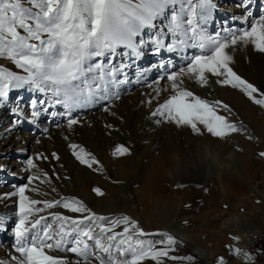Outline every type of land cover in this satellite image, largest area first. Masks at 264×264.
<instances>
[{
    "label": "snow or ice",
    "instance_id": "snow-or-ice-1",
    "mask_svg": "<svg viewBox=\"0 0 264 264\" xmlns=\"http://www.w3.org/2000/svg\"><path fill=\"white\" fill-rule=\"evenodd\" d=\"M253 2L239 0V28L211 34L208 25L218 10L215 0H0V59L19 70L0 66V106H6L13 91H28L34 97L28 102L32 117L29 123L34 124L42 114L50 115L66 120L71 130L80 122L74 115L78 110L99 108L110 112L125 85L143 82L144 71L137 68L134 80L129 72L151 51L155 55H177L182 61L176 71H168L175 68L172 59L159 64L173 94L153 116L190 127L193 132L202 125L214 138L243 132L225 115L218 114L219 110L230 114L227 105L220 101L210 104L181 84L186 76L202 86L209 83V76L216 77V84L238 89L264 108V92L233 70V57L228 51L251 44L264 53V8L255 17ZM155 83L159 85L160 80ZM15 103L11 111L17 117L14 123L19 124L23 97L17 96ZM69 147L79 164L98 170L100 162L91 153L75 143ZM127 154L129 150L123 146L113 153ZM52 156L59 159L56 153ZM260 156L264 157V152ZM42 159H47L42 153L28 157L25 171H36L26 177V184L14 185V192L0 196L17 198L14 218L0 215V231L12 225L16 264H166L193 260L171 254L178 242L170 234L145 233L127 215H97L74 197L38 200L27 195L28 191L40 194L39 187H30L36 181L51 184L48 174L35 163ZM93 191L103 195L99 188ZM55 208L78 215L48 211ZM152 235L161 238H145ZM52 252L71 253L75 259L57 257ZM230 252L243 257L244 264H251L248 253L238 248ZM218 264H225L224 259L218 258Z\"/></svg>",
    "mask_w": 264,
    "mask_h": 264
},
{
    "label": "rangeland",
    "instance_id": "rangeland-1",
    "mask_svg": "<svg viewBox=\"0 0 264 264\" xmlns=\"http://www.w3.org/2000/svg\"><path fill=\"white\" fill-rule=\"evenodd\" d=\"M215 2L218 5V10L214 13L213 21L208 25V31L211 34H215L216 32H223L225 28H239L241 26L242 12V9L237 7L239 0H215ZM252 8L255 14H261L260 10L264 8V0H255ZM228 51L233 58L241 59L243 56L242 44L238 45L235 50L230 48ZM262 57L264 58V53L259 54V60ZM168 59H172L175 63V68L168 69V71H176L182 66V61L177 55L167 53L155 55L153 52L148 51L137 64L133 65L132 70L129 72L130 79L134 80L136 70L139 68V70L145 72L146 79L141 83H132L124 86L121 90V98L112 105L110 112H106L112 120L100 126L97 119L103 114V110L99 108L78 110L74 115L80 122L73 126L72 129L74 131L80 129L81 131H76V134L69 135V138L66 136L69 131L66 120L62 118L54 119L50 115L42 114L34 124L29 123L28 121H30L32 117L30 116L31 108L28 102L30 98L34 97L28 91H13L10 94V101L6 106L0 107V130L11 126L17 119L11 111L13 107H16L15 100L17 96L23 97L24 103L20 105L23 115L19 117L21 122L17 124V128L13 131L12 140L13 142L16 140V142L11 146L8 145L4 147L0 153V166L3 168V171H0V196H3L5 192L6 194L14 192V185L26 184V177L36 171L35 169L34 171L32 170V172L24 170L22 173L21 168L15 165L16 162L19 165H26V159L32 157V147H35L42 138L44 139L46 137L40 132L45 126H52L54 128V135L52 139L48 140L47 137L45 138V142H49V144L44 143L43 149H45L48 155H45L47 156L46 164L40 171L48 174L51 184H40L38 181L34 182V185L30 187L40 186L39 188H42L43 186H47L45 191H40L41 193L39 195H34L35 193L28 191L27 195L31 193L34 199L54 200L62 196L74 197L84 202L94 213L101 215L93 204L97 201L98 197L93 194L92 190L88 189V181L92 180V178L99 177V180L103 181L105 186L111 190V193L108 194L107 197L108 199L113 198L117 201L114 208L118 210L109 213V215H105L104 213L102 215L107 217L123 216L126 215L125 208L131 207L134 214H129L127 216L137 221L139 227L142 229L141 225L143 220L140 208L136 205V192L140 188L142 176L149 166L147 160L144 158L138 159L137 156L154 155V152L155 155H158L159 150L161 151L163 149L171 150V155H177V150H179L180 146H183L185 150L188 149V152L185 151L184 155H189L191 159L190 166H192L194 171L188 172V159L182 158V161L176 159L178 164H172L169 168L170 176L174 179L175 184L179 188H184L185 191L189 187L188 183L195 184L201 181L200 187L194 189L193 192L200 193L202 187H206L207 189L204 193L207 195L212 186V182H214L213 168H219L221 155L218 154L217 149L214 148L211 149V151H209V149L206 150L199 142L192 146L191 143H188L191 137L184 133L186 131L182 130L181 127L160 116L152 115L159 105L173 94L170 89V84L166 80L165 70L159 67L161 62L167 63ZM8 68L19 71L15 69L13 65L10 67L8 66ZM241 78L245 79V77ZM158 79L160 80L159 85L155 83ZM182 79V88L192 91L193 94L199 98L201 94L203 98L200 99L210 104L216 101L205 99L204 96L209 97L214 93V96L228 97L229 102L227 104L222 100L219 101L227 105L231 109V113L229 114L224 110H219L218 114L225 115L231 122L244 129L243 132L230 135L228 139L232 140L235 139V136L241 135L245 137L246 142L244 151H239L240 149L235 151L229 149L227 154L222 155V157L228 160L230 168L236 171L238 170L239 176L247 183L249 189L248 196L252 201L249 200L250 202L246 204H233V207L225 206V204H222L225 198H223L224 196L221 194L214 195L211 204L206 206L201 205V202L186 203L182 200L181 197L185 195L188 196L191 190H187L186 194L183 196H181L182 193L180 191H176L175 198H177V202L175 211L178 213L174 212V215L168 219L167 227L157 232V234H170L178 242L175 251L171 253L172 255L178 257H192L193 260L166 261V264H218V258H223L225 264H244L243 257H237L230 252V249L237 248L240 249L241 252L248 253L252 257L254 264H264V157L260 156V153L264 152V134L261 135L262 137L257 136L253 132L250 123V120L254 117L257 110L264 114V108L252 103L238 89L222 87L216 84V77L209 76V83L204 86L191 77L186 76ZM245 80L258 88L261 92H264V83L258 78H247ZM149 85H151V87H149ZM158 90H161L159 96H157ZM198 90L199 95L195 94V91L198 92ZM229 93H231V95ZM257 98L261 97L257 96ZM149 101L151 102L149 103ZM117 104L131 109V112L127 115L117 113ZM37 107L39 108L40 106L37 105ZM243 108L246 109L245 112H243ZM52 110L61 109L54 108ZM137 112H139V120L133 117V114ZM9 113L10 116H7ZM112 113H115V115H112ZM147 114L150 118V122L146 126L144 117H146ZM99 127H103L101 132ZM144 133H146L145 138L151 136V141L146 142L145 139H143ZM29 134L33 139L31 143L25 141V139L29 137ZM182 134L186 135V137L182 136ZM141 140H144V143L141 142V147L138 148L142 149L135 152L133 147L136 142ZM73 143L84 148L100 162L98 170L94 171L89 169L75 160L72 155V150L69 147V145ZM118 146L126 147L129 150V154L122 156L125 161V166L121 169L117 165H112L111 168L114 170V173L107 175L103 170L104 168L100 160V155H104V157L113 155ZM149 146L152 148L151 152L145 149ZM21 149L25 151L21 152ZM191 150L192 152H190ZM53 153H56L59 159H54L52 156ZM243 153L245 155H243ZM239 161L251 165V171L254 173L256 170L259 172V176L252 181H248L243 177V170ZM116 167L119 172H115ZM53 187L56 189L55 192L52 191ZM45 193L47 194L45 195ZM12 202L13 200L9 201L0 198V212H4V216L6 217L14 218L15 208H13ZM113 205L114 202H112L111 206ZM48 211L69 216L78 215L70 213L62 208H55ZM175 213H177V216ZM218 214L224 215L222 218L223 221L219 223L214 220V216ZM208 215L211 219L210 224H208L210 220L208 221L206 217ZM192 218L197 222H195L194 225L189 224V220L192 221ZM177 219L178 221L180 220V222H178ZM221 223L223 227L220 225ZM188 225H192V227H189L191 230L193 229L192 231L194 234L192 231L188 230ZM209 226L211 227L210 231L208 229ZM11 228L12 225L8 224L7 230L0 231V264H16L13 258L16 257L18 253L14 250V238ZM213 229L214 232L215 230L216 233L219 232V235H225V238H221L219 241L215 242V244H205L202 247H197L194 244L196 239L201 238L203 240ZM120 230L121 229H117V231ZM224 230L229 232V234L220 232ZM197 231L199 234H203L204 237H201L199 234L196 235L198 233ZM158 236L159 235H152V237L147 236L145 238L160 239L161 236ZM236 237H238V240L233 239ZM244 242L246 244H244ZM181 245H186L188 247V256L181 250ZM50 254L57 257H64L67 255L69 260L75 259L71 253L52 252Z\"/></svg>",
    "mask_w": 264,
    "mask_h": 264
},
{
    "label": "bare ground",
    "instance_id": "bare-ground-1",
    "mask_svg": "<svg viewBox=\"0 0 264 264\" xmlns=\"http://www.w3.org/2000/svg\"><path fill=\"white\" fill-rule=\"evenodd\" d=\"M259 15L260 14L257 13V14H255V17L258 18ZM242 51H243L242 58L241 59L233 58V61H232L230 66L233 68V70L240 77H245V79H247V78L248 79L258 78L262 83H264V58L262 57L259 60L260 52L256 51L251 44H248V45L242 44ZM0 62H1L0 65H3L5 67L11 66V63L8 62L7 60H0ZM154 89H155V87H154ZM198 93H199V90H198V92L195 91V94L199 95ZM229 94L231 95V93H229ZM202 95H204V94H202ZM143 96H145V95H143ZM199 96H200V98H203L201 96V94ZM204 97H205V99H208V100L214 101V102L217 100L218 101L222 100L226 104L229 102L228 97L214 96V93H212V96H209V97L204 96ZM0 107H2V106H0ZM116 107H118L117 113H119L121 115H127V114H129V112H131V109H127V107L122 106L121 104H117ZM245 111H246V109L243 108V112H245ZM7 116H10V113L7 114ZM3 117H1V118H3ZM111 117H113V116H111ZM133 117L135 119L139 120V112L133 114ZM111 120H112V118H109L108 114L105 111L103 112V114H101L99 119H97L100 126H103V123L105 124V122H109ZM144 122L146 123V126L150 122V118H149L148 114L146 115V117H144ZM250 123H251V127L253 129V132L257 136H261L262 134H264V114L262 112L257 110L254 117L250 120ZM179 127H181L182 130L186 131L184 133L188 134L191 137V139L188 141V143L189 144L191 143L192 146H193V144L196 145L199 142L201 145L204 146V148H206V150L209 149V151H211V149H214V148L217 149L218 154L221 155L219 168H213V177H214L213 180H214V182H212V186L209 190V193L207 192L208 193L207 195H205V193H204L207 189L206 187H202L200 193L193 192L194 189L199 188L201 185V181L200 182L198 181L195 184L188 183L189 187L186 189V191L191 190V192L187 196V195H185L186 194L185 189L179 188L175 184L174 179L170 176L169 168L172 164H175V165L178 164L177 160L182 161V158L183 159L186 158L189 160V163L187 166V169L189 170L188 172H193L194 170H193L192 166H190V160L191 159H190L189 155L188 156L184 155L185 151L188 152V149L185 150V148L183 146H180L179 150H177V155H171V150H167V149H163L161 151L159 150L158 155L157 154L155 155V152H154V155H138L137 158L138 159L144 158L145 160H147V163L149 166V168L147 170H145V172L142 176V184H141L140 188L138 189V191L136 192V202H137L136 205L139 206L140 211H141V216H142V220H143L141 226H142V229L145 233L157 234V232H160V231H162V229L164 230V228L167 227L168 219H170L171 216L174 215V212H177V211H175V206H176V202H177V198H175L176 191H180L182 193L181 196L185 195V196L181 197L184 202H186V203H200L201 202L202 203L201 205H206V206H208V204H211L212 197L214 195H221V194H222V196H224L223 198H225V201L223 200V202H222V204H225V206L233 207L232 206L233 204H238V205L239 204H246V203L250 202L249 200L252 201V199L248 196L249 189H248L247 183L244 182L243 178H241L239 176V174L237 172L238 170L236 171L235 169L230 168L229 167L230 163L228 162V160L222 157V155L227 154V151L229 149H233L234 151L237 149H240L239 151H242V150L244 151V149H245L244 145L246 142L245 137L238 135V136H235V139H232V140H229L228 138H225V139L214 138L211 134H209L207 132L206 129L203 128L202 125H198L199 131H197V132H193V130L187 126H179ZM16 128H17V124L14 123L11 126L5 127V128L0 130V153L2 152V149L4 147H7L8 145L11 146V145H13V143L16 142V140L14 142L12 140L13 131ZM45 129H47V131H45ZM53 129L54 128L52 126H49V127L45 126V128L42 129V131L40 130V132L43 133V135H45L49 140V139L53 138V135H54ZM99 130L101 132L103 130V127H99ZM76 131H81V130L79 129ZM76 131H74L73 129H71V130L69 129V131L67 132L68 135H66L67 138H69V135H71V134H76ZM145 134L146 133L143 134L144 135L143 139H145L146 142L151 141V138H150L151 136L145 138ZM28 136L29 137L27 139H25V141L27 143H31V141L33 139L30 136V134ZM182 136L186 137V135H184V134H182ZM4 137H6V138H4ZM45 138L44 139L42 138L37 143V145L35 147H32V149H33L32 157L33 158H35L36 155L40 154V153H42L44 156L48 155V154H46L45 149H43V145H45L44 143L49 144V142H45L46 141ZM141 142L144 143V140L138 141L134 145L133 150L135 152H138L142 149V148H138V147H141L140 146ZM147 144H150V143H147ZM145 149L148 152L152 151L151 150L152 148H150V146L148 148L146 147ZM190 152H192V150ZM244 153H243V155H245ZM241 154H242V152H241ZM246 155H247V153H246ZM45 157H47V156H45ZM100 160H101V163H102L103 168H104L103 170L105 171V173L107 175L114 173V170L111 168L112 165H117L121 169H123L125 166V161H124L122 156L107 155L106 157H104V155H100ZM239 162L242 166L243 177H245L248 181H252L257 176H259V172H257L256 170L254 171V173L251 171V165L244 163V162H241V161H239ZM35 163L37 164L38 169L41 170L44 167V165L46 164V159L35 160ZM15 166L21 168L22 173H23L26 165L25 164L19 165L16 162ZM252 168H255V167H252ZM33 171H34V169H33ZM115 172H119L117 167H116ZM99 179L100 178L97 177V178H92V180L88 181V185H89L88 189L93 191V189L99 188L102 191L103 195H101V196H97L96 193L93 191V194L96 197H98L97 201H95L93 204L95 205V208L98 210V213L100 212L101 215L103 213L105 215H107V214L109 215V213L118 211V210H115V208H114L115 203L117 201L114 200L113 198L108 199L107 195L111 193V190L105 186L103 181H101ZM46 187L43 186L42 188H39V189H40V191H45ZM4 194H6V192ZM28 195L33 198V196H31L32 195L31 193L30 194L28 193ZM34 195H36V193ZM16 199H17L16 197H12L11 199H7L9 201L13 200V202L11 203L13 208H15ZM182 200H181V202L183 203ZM112 202H114L113 206H111ZM125 213H126V215L134 214L131 207L125 208ZM177 213H175L176 216H177ZM0 215H4V212H0ZM206 217H207L208 221L210 220L209 222L207 221L208 224H210V222H211L210 216L208 215ZM223 217H224V215L218 214V215L214 216V220L216 222L218 221V223H219V222L223 221L222 220ZM177 221H178V219H177ZM178 222H180V220ZM195 222H196V220H194L193 218H192V221L189 220V224L194 225ZM192 225H188V227L189 226L192 227ZM220 225L223 227L222 223ZM190 227L188 230L192 231L193 229L191 230ZM210 228L211 227L209 226L208 227L209 231H210ZM214 229H216V228H214ZM214 229L210 233H208V235L204 234L207 236H205V238L203 240L201 238L196 239L194 241V244L197 247H202L205 244L206 245L215 244V242L219 241L221 238H223L225 236L222 234L219 235V232L216 233V230L214 232ZM197 232H195V233H197ZM220 232H226V230L220 231ZM192 233H193V231H192ZM226 233L229 234V232H226ZM198 234H199V232L196 235H198ZM199 235H201V237H204L203 234H199ZM236 238H238V237H236ZM244 244H246V243L244 242ZM181 250L184 251L185 254L188 256V253H187L188 247L186 245H181ZM181 254H182V252H181ZM208 257H209V255H208ZM208 257H206V258H208ZM145 264H151V261H146ZM251 264H254L253 259L251 261Z\"/></svg>",
    "mask_w": 264,
    "mask_h": 264
}]
</instances>
